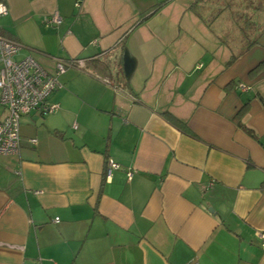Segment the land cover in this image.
Instances as JSON below:
<instances>
[{
    "label": "crops",
    "instance_id": "0c3cea01",
    "mask_svg": "<svg viewBox=\"0 0 264 264\" xmlns=\"http://www.w3.org/2000/svg\"><path fill=\"white\" fill-rule=\"evenodd\" d=\"M254 1L0 0L15 61L83 63L58 77V110L23 116L18 154L0 157V264H264ZM52 13L60 25L43 24Z\"/></svg>",
    "mask_w": 264,
    "mask_h": 264
},
{
    "label": "built area",
    "instance_id": "2783aa9c",
    "mask_svg": "<svg viewBox=\"0 0 264 264\" xmlns=\"http://www.w3.org/2000/svg\"><path fill=\"white\" fill-rule=\"evenodd\" d=\"M7 14V7L0 3V18ZM61 23L62 18L57 13L43 18V24L46 26H58ZM21 48L20 43L0 34V106L5 112L3 119L0 120V157L18 154L20 119L23 116L33 111L44 116L58 110V104L48 101L49 96L60 87L58 77L68 68L83 67L81 61L73 63L55 59L54 73L50 74L29 56L15 61L13 57ZM238 89L246 91L248 88L245 85H239ZM29 142L35 144L36 140L31 139ZM118 169L120 166L109 159L106 163V178L110 177L113 170ZM132 174V171H126L128 179H131ZM57 221V218L54 219V222ZM259 237L264 250V232H261Z\"/></svg>",
    "mask_w": 264,
    "mask_h": 264
},
{
    "label": "trees",
    "instance_id": "16d2710c",
    "mask_svg": "<svg viewBox=\"0 0 264 264\" xmlns=\"http://www.w3.org/2000/svg\"><path fill=\"white\" fill-rule=\"evenodd\" d=\"M253 4H254V8L257 9V10L264 8V0H255ZM239 20L243 23V25H242L243 28L241 27L242 32H243V36L245 38L246 37H250L251 34L247 33V30L250 28L251 25H253V23H251L249 20H247V18L242 17V16H239ZM245 24H246V27H245ZM246 41H247L248 44H252L251 39H248ZM243 110L244 109H242V111ZM261 188L264 189V182L261 183Z\"/></svg>",
    "mask_w": 264,
    "mask_h": 264
},
{
    "label": "water",
    "instance_id": "95a60500",
    "mask_svg": "<svg viewBox=\"0 0 264 264\" xmlns=\"http://www.w3.org/2000/svg\"><path fill=\"white\" fill-rule=\"evenodd\" d=\"M126 68H127V70H128V65H126Z\"/></svg>",
    "mask_w": 264,
    "mask_h": 264
}]
</instances>
